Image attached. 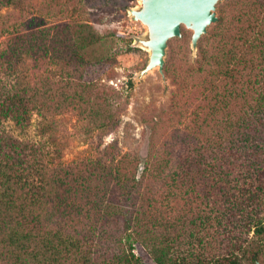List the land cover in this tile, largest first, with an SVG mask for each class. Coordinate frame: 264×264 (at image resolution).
Listing matches in <instances>:
<instances>
[{"label": "trees", "instance_id": "1", "mask_svg": "<svg viewBox=\"0 0 264 264\" xmlns=\"http://www.w3.org/2000/svg\"><path fill=\"white\" fill-rule=\"evenodd\" d=\"M262 1L252 0L254 10L239 12L228 26L221 19L202 39L184 76L194 81L197 103L190 152L179 155L156 146L159 122L144 157L119 155L109 145L98 160L65 164L44 144L15 136L9 124L24 133L38 115L51 127L71 110L87 133L112 131L123 109L100 93L105 86L75 77L110 61L93 54L108 39L90 24L54 28L63 34L76 29L65 40V52L44 24L3 30L0 264H142L137 246L155 264H242V257L264 264L257 247L264 240ZM10 5L2 0L0 9ZM27 58L23 75L20 65ZM170 194L185 201L165 219L157 210ZM251 233L254 242H248Z\"/></svg>", "mask_w": 264, "mask_h": 264}, {"label": "rangeland", "instance_id": "2", "mask_svg": "<svg viewBox=\"0 0 264 264\" xmlns=\"http://www.w3.org/2000/svg\"><path fill=\"white\" fill-rule=\"evenodd\" d=\"M251 4L255 5V2H221L217 7L218 23L223 19L224 27L228 26L229 20L237 17L239 12L246 15L249 10H254L251 9ZM139 7L140 0H11L10 7H1L0 50L7 38L3 30L8 28L38 30V26L44 24L51 29L46 32L50 39L57 38L55 41L61 46L60 52L67 50L63 47L65 40L73 36L76 29L63 34L54 30L57 26L90 24L98 34L107 36L106 45L92 52L95 56L110 61L102 65H90L75 77L82 82L96 81L102 87L105 86V89H100V93H107L109 96H106L111 97L112 103L121 104L119 107L123 109L120 125L112 131L87 133L86 126L79 121L76 112L71 110L56 117L57 124L51 127L48 126L52 123L50 120L38 115L33 116L31 126L24 133L9 124V129L15 136L44 144L54 155H59L65 164L98 160L109 145H114L119 155L130 153L144 157L150 150L153 124L159 122L161 126L156 133V146L165 144L172 151L175 148L176 155L190 152L191 114L197 101H194L193 96L194 81H187L184 76L187 68L198 58L199 50H192V32L184 28L182 38L169 42L164 79L158 71L139 77L149 60V53L139 42L146 39L147 30L141 23L135 22L130 14L132 9ZM217 24L209 28L206 36L212 33ZM20 66L23 75H28V58ZM182 81L188 83L187 88L179 84ZM108 90L118 92L120 97L112 96L114 93H109ZM117 107L114 106L113 109ZM168 196L160 200V208L157 210V214L161 213L165 219L176 216L177 212L173 215V211H181L185 201L184 196ZM167 207H171L170 211ZM186 217L184 214L182 218ZM248 238V242H254L253 233ZM186 242L189 244L192 241ZM257 247L261 249L264 259V240L257 241ZM136 253L141 257L142 264H155L141 246H137ZM242 264L252 263L248 258L242 257Z\"/></svg>", "mask_w": 264, "mask_h": 264}, {"label": "water", "instance_id": "3", "mask_svg": "<svg viewBox=\"0 0 264 264\" xmlns=\"http://www.w3.org/2000/svg\"><path fill=\"white\" fill-rule=\"evenodd\" d=\"M225 0H140V7L130 14L147 30L140 45L149 53V60L139 77L158 71L164 79L169 42L183 37V29L192 32L191 48L199 50L201 39L218 23V5ZM257 264H262L258 262Z\"/></svg>", "mask_w": 264, "mask_h": 264}]
</instances>
